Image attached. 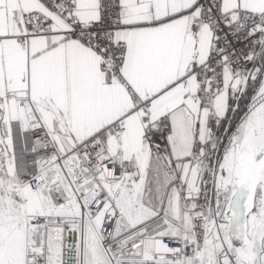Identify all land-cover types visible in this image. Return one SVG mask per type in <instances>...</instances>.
<instances>
[{
  "label": "snow or ice",
  "instance_id": "obj_1",
  "mask_svg": "<svg viewBox=\"0 0 264 264\" xmlns=\"http://www.w3.org/2000/svg\"><path fill=\"white\" fill-rule=\"evenodd\" d=\"M0 264H264V0H0Z\"/></svg>",
  "mask_w": 264,
  "mask_h": 264
}]
</instances>
